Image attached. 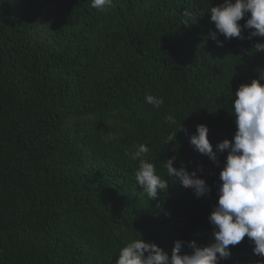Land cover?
I'll list each match as a JSON object with an SVG mask.
<instances>
[{"label": "trees", "instance_id": "trees-1", "mask_svg": "<svg viewBox=\"0 0 264 264\" xmlns=\"http://www.w3.org/2000/svg\"><path fill=\"white\" fill-rule=\"evenodd\" d=\"M221 2L113 0L100 11L91 0H0V264H115L129 238L169 253L177 239L211 240L221 169L190 135L204 124L213 145L231 140L235 91L264 72L254 48L264 38H209ZM139 144L169 183L156 200L126 155ZM171 156L202 165L211 192L196 198L167 177ZM229 247L220 264L258 260L247 237Z\"/></svg>", "mask_w": 264, "mask_h": 264}, {"label": "clouds", "instance_id": "clouds-1", "mask_svg": "<svg viewBox=\"0 0 264 264\" xmlns=\"http://www.w3.org/2000/svg\"><path fill=\"white\" fill-rule=\"evenodd\" d=\"M112 4L113 0H91L92 8L100 11H106ZM183 14L191 16L188 11ZM241 20L243 24L239 23ZM210 21L215 31L209 38L218 47H223L219 36H223L225 41L264 38V0H222L210 7ZM254 48L257 52H264V42L255 43ZM145 101L156 110L164 104L163 97L152 94L146 95ZM230 114L235 122L231 140L224 139L213 145L208 138L209 128L204 124H197L190 135L194 150L221 169L216 189L218 199L207 217L211 225V240L201 246L195 240L177 239L169 253L155 242L129 238L120 247L115 264H220L230 258L229 246L240 244L245 237L253 246V254L258 257L255 264H264V72L238 86ZM164 120L170 125L176 123L172 114H167ZM179 131L188 134L182 124ZM167 139L170 141L172 137ZM148 153L149 147L139 144L126 155L139 161L134 173L136 183L150 200H156L164 190H168L169 183L157 173L155 164L146 158ZM218 153H226L223 161L218 159ZM175 161L176 156H171L161 162L167 177L178 179L183 187L192 190L196 198L211 192V187L202 178V165L189 171L184 164L175 167ZM185 247L190 251L184 252Z\"/></svg>", "mask_w": 264, "mask_h": 264}, {"label": "bare ground", "instance_id": "bare-ground-1", "mask_svg": "<svg viewBox=\"0 0 264 264\" xmlns=\"http://www.w3.org/2000/svg\"><path fill=\"white\" fill-rule=\"evenodd\" d=\"M262 39V38H261ZM205 44V43H204ZM263 54V53H262ZM167 55V54H166ZM179 64V63H178ZM164 105V104H163ZM155 111V110H154ZM144 115V114H143ZM156 117V116H155ZM153 119V118H152ZM53 177V176H52ZM43 181V180H42ZM52 182V181H51ZM57 183V182H56ZM59 183V182H58ZM34 184V183H33ZM55 186V185H54ZM41 188V187H40ZM37 190V189H36ZM80 194V193H79ZM86 194V193H85ZM29 204V203H28ZM32 205V203H31Z\"/></svg>", "mask_w": 264, "mask_h": 264}]
</instances>
